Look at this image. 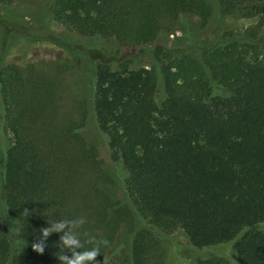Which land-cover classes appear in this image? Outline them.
<instances>
[{
    "label": "trees",
    "instance_id": "1",
    "mask_svg": "<svg viewBox=\"0 0 264 264\" xmlns=\"http://www.w3.org/2000/svg\"><path fill=\"white\" fill-rule=\"evenodd\" d=\"M12 2L0 0L10 18L4 7ZM213 7L264 22V0L52 1L49 21L98 46L114 40L124 51L116 67L108 59L94 65L91 107L146 228L105 189L112 178L82 135L87 108L65 119L57 75L3 65L0 264H60L62 234H51L43 253L31 244L47 222L75 218L84 220L77 233L85 249L90 236L107 241L97 264H111L106 253L123 226L131 251L115 264H161L162 238L175 232L196 250L230 245L239 264H264V28L260 38L224 36L199 54L133 66L148 45L164 51L157 40L181 18L206 25Z\"/></svg>",
    "mask_w": 264,
    "mask_h": 264
},
{
    "label": "rangeland",
    "instance_id": "2",
    "mask_svg": "<svg viewBox=\"0 0 264 264\" xmlns=\"http://www.w3.org/2000/svg\"><path fill=\"white\" fill-rule=\"evenodd\" d=\"M52 1L13 0L4 8L13 12L15 17L10 18L0 12V67L8 64L22 67L32 64L48 72L52 78L57 75L60 93L67 105L63 111L65 119L77 120L82 113L81 107L87 108V122L82 135L89 145L96 148L103 167L112 178V182L105 185V189L131 210L138 228H146L138 209L126 195L125 173L119 163L112 161L107 138L99 131L91 107L94 65L108 59L116 67L115 60L124 51L114 40H104L98 46L95 42H86L75 37L55 21H49L46 11ZM263 28L264 22L260 17L221 15L213 7L212 17L206 25L201 26L196 17L181 18L167 34L157 40V44L164 51L158 53L155 51V44L148 45V51L134 61L133 66L149 68L157 59L164 61L170 53L199 54V51L224 36L250 34L253 39L260 38ZM261 56L264 58V50ZM1 109L0 104V120ZM1 137L0 131V183L8 149V136ZM0 226H4L1 220ZM131 243L132 234L123 226L106 253V261L115 264L127 258ZM161 243L165 254L161 264H195L199 259L221 264H239L230 245L196 250L178 232L164 236Z\"/></svg>",
    "mask_w": 264,
    "mask_h": 264
},
{
    "label": "clouds",
    "instance_id": "3",
    "mask_svg": "<svg viewBox=\"0 0 264 264\" xmlns=\"http://www.w3.org/2000/svg\"><path fill=\"white\" fill-rule=\"evenodd\" d=\"M83 223V218L55 219L51 223L47 222V227L40 229L39 236L31 244V247L35 252L43 253L47 238L53 233L62 234L57 245L59 248L57 259L60 264H97L96 257L100 255V247L106 245L107 241L90 236L85 243L90 244L91 247L85 249L77 233V229ZM16 247L21 249L22 242H19ZM65 250L71 253L70 257L64 254Z\"/></svg>",
    "mask_w": 264,
    "mask_h": 264
}]
</instances>
